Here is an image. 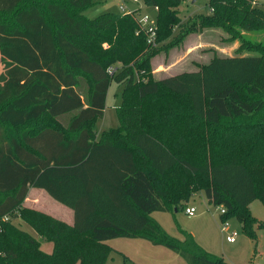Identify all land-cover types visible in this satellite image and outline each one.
<instances>
[{"label": "trees", "instance_id": "16d2710c", "mask_svg": "<svg viewBox=\"0 0 264 264\" xmlns=\"http://www.w3.org/2000/svg\"><path fill=\"white\" fill-rule=\"evenodd\" d=\"M141 1L157 6L155 45L136 9L89 18L95 0H0V264H105L103 244L118 237L149 239L188 264H227L187 231L173 238L150 218L196 192L257 243L264 221L248 205L264 204V40L233 26L264 31V9L207 0L199 27L228 29L244 51L152 80L148 50L196 23L180 22L184 0ZM112 81L124 84L119 123L97 134ZM30 187L71 208L73 224L23 206Z\"/></svg>", "mask_w": 264, "mask_h": 264}, {"label": "rangeland", "instance_id": "374dc122", "mask_svg": "<svg viewBox=\"0 0 264 264\" xmlns=\"http://www.w3.org/2000/svg\"><path fill=\"white\" fill-rule=\"evenodd\" d=\"M95 2L92 7L84 12L89 18H95L105 12L124 13L120 9V5L136 9L135 15L137 17L148 14L151 19H155L156 16L153 8L145 6L141 0H95ZM252 4L264 9V0H252ZM208 12L207 0H184L182 2L179 7L180 22L186 28L191 23H196L194 29L186 33L177 28L173 33V36L176 34L175 37L171 35L165 38L155 51L148 50L150 79L159 80L180 72L197 70L213 56H228L235 54L237 50L244 51L238 49L242 43L241 40L231 35L228 29L215 25L199 27L198 22H196L199 21V15ZM233 27L249 41L264 40V31L245 29L237 25ZM180 36L183 37L177 40ZM107 47L106 43L102 44L103 49ZM118 65L121 66L122 64L115 62L113 68ZM123 86L124 84L111 82L106 98L105 116L96 121L94 128L96 126V129L100 130L118 125L116 108L122 103ZM199 133L204 137L209 131L202 130ZM255 137L256 135H252V138ZM217 146L218 142L213 147L214 155H216ZM237 148L239 150L247 149L244 140L237 143ZM56 203L63 205L59 202ZM184 204L183 207H194L196 209L195 214L189 215L185 213L183 207H179L177 210L173 209L169 212L155 211L150 214V218L162 231L173 238L182 240L183 233L181 230L187 231L201 248L227 264H264L263 228L256 229L258 241L255 243L253 239L243 234L237 218L234 215H229L226 220L230 225V230L238 232L236 241L231 243L226 241L227 234L220 230L219 207L209 203L203 192L192 194L188 202ZM250 211L258 220L264 221V204L259 198L251 202ZM19 224L21 228L38 237L25 223L19 222ZM40 241L43 247L48 243L41 238ZM52 247L46 252H51ZM103 247L107 249L105 264H188L177 252L165 246L154 244L146 238L118 237L106 241Z\"/></svg>", "mask_w": 264, "mask_h": 264}, {"label": "crops", "instance_id": "0c3cea01", "mask_svg": "<svg viewBox=\"0 0 264 264\" xmlns=\"http://www.w3.org/2000/svg\"><path fill=\"white\" fill-rule=\"evenodd\" d=\"M134 8H137V7H134ZM104 116H105V111H104ZM104 116H103V118H104ZM103 118H100V119H103ZM107 128H110V127H107ZM107 128H104V129H107ZM104 129L98 130V129H96V126L94 128V130L96 131L97 134H99ZM56 202H58V201L55 200L54 198H52L43 188L30 187L28 190L27 196L23 202V206L44 212V213L54 217L55 219H58V220L63 221L69 225H72L73 221H74V215H73L72 209L67 207L64 204L59 205ZM250 205H251V203L248 205L249 209H250ZM256 229H260V228H256ZM257 232L260 233L261 231H257ZM51 246H53L51 242L46 243L44 247L41 245V247L45 251L47 249L50 250ZM49 250H47V251H49Z\"/></svg>", "mask_w": 264, "mask_h": 264}, {"label": "built area", "instance_id": "2783aa9c", "mask_svg": "<svg viewBox=\"0 0 264 264\" xmlns=\"http://www.w3.org/2000/svg\"><path fill=\"white\" fill-rule=\"evenodd\" d=\"M120 9L123 10L124 13H131L135 9H131L126 5H120ZM153 10L157 11V6L153 7ZM138 24L139 28L142 29L146 33L147 42L149 44L155 45L156 44V20L151 19L148 14H143L138 17ZM138 33V31L136 32ZM107 71L112 74L115 71V68L113 66H109L107 68ZM185 213L189 215H194L196 212V209L192 206H186L184 209ZM225 213V209L223 207H219V215H223ZM7 219V218H5ZM220 230L222 233H226V241L228 242H235L236 236L238 235V232L235 230H230V225L226 219L221 218V224H220Z\"/></svg>", "mask_w": 264, "mask_h": 264}]
</instances>
